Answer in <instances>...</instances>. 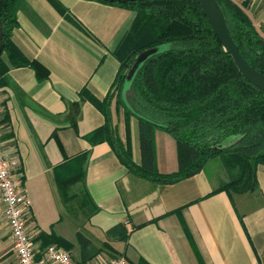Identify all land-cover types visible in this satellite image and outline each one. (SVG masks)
<instances>
[{"label":"crops","instance_id":"crops-1","mask_svg":"<svg viewBox=\"0 0 264 264\" xmlns=\"http://www.w3.org/2000/svg\"><path fill=\"white\" fill-rule=\"evenodd\" d=\"M20 0L11 40L29 65L0 72V147L18 166L12 176L29 200L26 227L35 257L50 244L74 264L122 258L125 264H264V164L258 187L217 191L226 180L203 169L172 183L137 176L94 135L102 100L115 79L113 50L135 11L97 0ZM244 10L264 37V0ZM2 60L9 65L5 54ZM1 68V67H0ZM1 70V69H0ZM117 132L140 162L135 118H117ZM156 167L177 170L176 145L154 131ZM0 195V264H15Z\"/></svg>","mask_w":264,"mask_h":264},{"label":"trees","instance_id":"trees-1","mask_svg":"<svg viewBox=\"0 0 264 264\" xmlns=\"http://www.w3.org/2000/svg\"><path fill=\"white\" fill-rule=\"evenodd\" d=\"M19 1L0 0V72L9 66L29 65L37 78L43 79L48 76L47 68L26 59L11 40ZM97 1L131 8L135 16L112 52L119 65L107 95L101 101L92 98L105 118L93 134L106 141L137 176L172 183L200 172L209 160L220 158L229 178L213 192L257 189V166L264 164V93L238 71L200 6L194 0ZM217 2L240 53L264 73V37L245 12V2ZM154 46L161 50L140 65L132 79L131 92L124 98L129 67L139 52ZM3 53L9 65L2 60ZM121 110L125 118L137 120L139 163L133 159L130 145L118 135ZM155 129L165 130L175 140L176 171H158ZM232 135L237 139L222 146L221 141Z\"/></svg>","mask_w":264,"mask_h":264},{"label":"built area","instance_id":"built-area-1","mask_svg":"<svg viewBox=\"0 0 264 264\" xmlns=\"http://www.w3.org/2000/svg\"><path fill=\"white\" fill-rule=\"evenodd\" d=\"M235 1L243 3L246 0ZM1 113L0 93V116ZM17 166L18 160L7 159L0 147V195L4 205L3 215L9 226L13 250L17 257L15 264H74L70 253L55 244L48 245L39 257H35L33 242L26 227L29 200L12 176V170ZM99 264H125V261L116 258Z\"/></svg>","mask_w":264,"mask_h":264},{"label":"water","instance_id":"water-1","mask_svg":"<svg viewBox=\"0 0 264 264\" xmlns=\"http://www.w3.org/2000/svg\"><path fill=\"white\" fill-rule=\"evenodd\" d=\"M105 1L126 3V2H135L141 0H105ZM194 1L200 6L202 11L204 12L214 35L221 43L223 49L228 54H230L233 62L235 63L241 75L250 84H252L258 90L264 93V73L260 72L259 70L251 66L244 59L243 55L240 53L238 46L236 45L235 41L233 40L229 32L223 11L217 0H194ZM160 50L161 47H157V46L149 47L147 49L142 50L136 55L135 60L129 67L125 76V84L123 87L124 98L127 93L131 92V82L140 65L149 56L159 52ZM1 51H2V40L0 36V53Z\"/></svg>","mask_w":264,"mask_h":264},{"label":"rangeland","instance_id":"rangeland-1","mask_svg":"<svg viewBox=\"0 0 264 264\" xmlns=\"http://www.w3.org/2000/svg\"><path fill=\"white\" fill-rule=\"evenodd\" d=\"M237 136H227L221 141L222 146H228L231 143H233L236 140ZM205 172L208 175L214 174L215 176H220L218 180H227L229 178V173L225 167V165L222 163L220 158H215V160H212L207 166L204 167Z\"/></svg>","mask_w":264,"mask_h":264}]
</instances>
